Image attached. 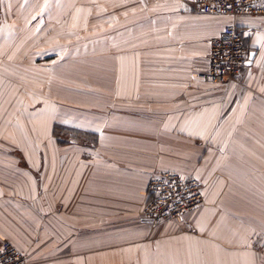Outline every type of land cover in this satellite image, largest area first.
I'll return each instance as SVG.
<instances>
[{
  "label": "crops",
  "instance_id": "1",
  "mask_svg": "<svg viewBox=\"0 0 264 264\" xmlns=\"http://www.w3.org/2000/svg\"><path fill=\"white\" fill-rule=\"evenodd\" d=\"M0 19V36L34 34L35 47L58 26L100 36L59 60L82 69L65 82L85 88L57 91L51 69L50 106L33 108L25 72L33 62L41 74L37 49L0 44V57L35 52L18 72L14 57L0 70V243L26 264H264V14H203L179 0H0ZM226 24L247 59L212 84L200 74ZM161 171L200 180L204 201L153 226L141 209Z\"/></svg>",
  "mask_w": 264,
  "mask_h": 264
},
{
  "label": "built area",
  "instance_id": "2",
  "mask_svg": "<svg viewBox=\"0 0 264 264\" xmlns=\"http://www.w3.org/2000/svg\"><path fill=\"white\" fill-rule=\"evenodd\" d=\"M194 11L220 16H260L264 0H179ZM247 51L240 32L226 24L210 40L207 68L200 76L212 84H223L236 78L246 62ZM146 200L141 215L153 226L177 221L194 212L204 201L202 184L194 176L172 171L153 173L147 182ZM0 264H26L25 254L7 240L0 243Z\"/></svg>",
  "mask_w": 264,
  "mask_h": 264
},
{
  "label": "rangeland",
  "instance_id": "3",
  "mask_svg": "<svg viewBox=\"0 0 264 264\" xmlns=\"http://www.w3.org/2000/svg\"><path fill=\"white\" fill-rule=\"evenodd\" d=\"M2 22H3L2 19H0V25H2ZM62 28H66V26L56 27L53 34H47L46 36H37L39 38L43 37V45L41 46L40 44V47L38 44H37V47L34 46L36 44L35 43L36 36H34V34H28L26 36H20V35H14V36L13 35H1L0 36V44H3V46H4V43L6 42H10L11 44H14V45L18 43L19 44L26 43L28 50L31 49L32 47H35L37 49L36 56L38 60L36 63L38 66L36 68L38 70L41 68L42 75L39 74L38 71L36 72L35 69H32L34 67L33 62L30 63L31 66L26 65L27 69L25 72L26 74L25 78L26 80H28V83L26 85V91L28 94V98H26L27 107L33 108L39 105L50 106L49 101H50L52 93L50 92L51 91L50 83L46 82V78L50 74H53V73L57 75L59 79V83L57 82V91L64 90V87L70 90L85 88V85L83 83L77 82L76 80H75L76 82L73 81L72 83L65 82L67 79V76H75V75L82 74V71H81L82 69L81 68L79 69L80 70L79 74H76L77 73L76 68L75 70L71 69L73 72H75V74H71L70 69H62L63 68L62 63L59 60L63 61L64 58H66V60L68 58L70 59L77 58L76 56L78 54L75 50L76 48L81 46L79 44L89 43V42H98L100 36L96 34H92V33L86 34V35H75V34L70 33V31L68 30L67 32H65V30ZM55 46L59 47V50H55V49L54 51L50 50V47L54 48ZM8 51H10V56H4L5 58L3 57V52H2V55L0 57V70H2V66L4 65V63L5 65L9 64L7 61L9 60V58L11 59L12 57H14L16 61V62L12 61L13 66L11 67V70L15 72H18L20 70V65H19L20 62L21 63L29 62V60H32L35 58V52L33 49L30 52H28L27 60L22 59L23 52L20 51L19 49L6 48L5 53L9 54ZM98 51H93V53H97ZM79 53H80L79 55L82 56L80 51ZM94 57L98 58V56H93V58ZM12 62H10V64H12ZM51 69H53V73L50 72ZM56 69L58 73L55 71ZM91 71H93L91 70V68L85 69L86 74H94V72H91ZM5 74L7 76L9 75L7 73ZM41 79L42 81H40ZM40 89L42 90V94L44 98L42 99L30 98L33 92H35L36 90L39 91ZM52 89H54L53 86H52Z\"/></svg>",
  "mask_w": 264,
  "mask_h": 264
},
{
  "label": "water",
  "instance_id": "4",
  "mask_svg": "<svg viewBox=\"0 0 264 264\" xmlns=\"http://www.w3.org/2000/svg\"><path fill=\"white\" fill-rule=\"evenodd\" d=\"M248 58H249L248 60L252 59V54H249Z\"/></svg>",
  "mask_w": 264,
  "mask_h": 264
}]
</instances>
